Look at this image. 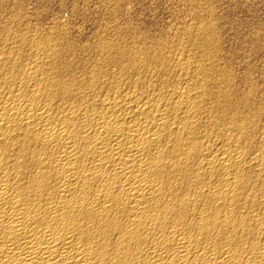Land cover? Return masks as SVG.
Returning a JSON list of instances; mask_svg holds the SVG:
<instances>
[{"label":"bare ground","instance_id":"bare-ground-1","mask_svg":"<svg viewBox=\"0 0 264 264\" xmlns=\"http://www.w3.org/2000/svg\"><path fill=\"white\" fill-rule=\"evenodd\" d=\"M4 7L0 264H264L263 68L239 74L197 13L175 32L186 53L134 25L129 46L96 45L116 57L70 62L75 45L53 44L39 58L50 42L15 36ZM10 38L39 59L21 63Z\"/></svg>","mask_w":264,"mask_h":264},{"label":"rangeland","instance_id":"rangeland-1","mask_svg":"<svg viewBox=\"0 0 264 264\" xmlns=\"http://www.w3.org/2000/svg\"><path fill=\"white\" fill-rule=\"evenodd\" d=\"M16 1L18 3V6L23 7V8L19 9L18 6L16 5L17 4ZM20 1L21 0H14V1L13 0H6V1L3 0L5 7L3 8L4 12L2 14L3 15L2 20H4V24H7L9 28L11 26L12 33L15 36H22L23 37V35H24V38L26 37L25 39H29L31 37L28 40L29 42H30V40L39 41V39H40V42L47 41V42L51 43V44L49 43V45L44 44L43 46H40L41 47V50H40V48L33 43H30L31 46L30 45L28 46V44H29L28 41H26V43H24V42L21 43V46H22L21 47L19 45L20 43L17 45V41L10 38L13 42L10 41L7 48L10 50V48H11L10 46L12 44L14 46V43H15V45H16L15 52L18 50H21V51H19L21 53L23 52L22 53L23 56L21 55V53L20 54L18 53L17 56H18L19 60H21V63L24 61V64H26L27 62L29 63L31 60L39 59L41 56H42L41 58H43L44 57L43 55L46 56L47 54L50 53V51H51L50 49H53L54 45L55 46L56 45L67 46L69 44L73 47L75 45V48L77 49V51L79 53H77V51H76V53L73 55L71 53H70L71 55L69 53L66 54V56L63 55L64 56L63 58L66 61L70 60L72 58L71 56H73V58H75L72 60L73 61L75 60L76 62L84 60L85 58L87 61H89V60L91 61L90 64L95 63L96 61H103L104 58L105 59H107L106 57L111 58V56L115 53H116L115 55H117V52H116L117 49H114V48L113 49H105L103 47V52H101L102 48L100 49V48H98V46L102 47V46H104V45L106 46V44L110 43L112 46L117 47L119 44L120 45L123 44V42H124V44L126 43L125 45L123 44L125 47L129 46L128 44L131 41H133L132 39L136 38V37L132 38L131 34H133V36H136L137 30H140L142 28L145 30V32H144V30L142 29L144 33H146L148 31L146 34L151 33L150 36H153L154 38H156L155 35L156 36L160 35L159 36L160 38H163V36H164V39H166V42L167 43L170 42L169 46H173L174 51H176V49H178L179 52L181 50H185L184 52L186 53V50H190L189 49L190 48L189 41L187 39H184V38L182 40L181 39L177 40L178 37H175L176 36L175 32L178 33L183 28H185L187 23L189 25H192L193 22H194V24H195V22L197 23V20H196L197 16H195V15L203 14V16L204 15L208 16V17L204 16V17L208 18V19H205L204 22H206L208 20L206 23H210V21L212 24L215 23L214 25L218 26L216 28L218 29V31L221 32V33L219 32V34H221V35H219V38H220L219 43L223 45L224 50L222 48V49H220V51H224L225 54L227 55V57H229V58H227L226 55L223 54V52L222 53L220 52V54L224 56V57L222 56V58L223 59L225 58L224 61L221 62L222 65H224L226 63L225 60L227 58V62L231 63V61H232V63H231L232 66H234L233 64H235L234 67H235V69L238 70V72L240 74V73H242V70L244 71L246 68V67H244L246 65H242V63L246 64L244 62H245V60H247L248 64H251V62L253 63L250 65L252 71H254L253 69H255V68H256L255 70H257L258 68H263V70H264V65H263L264 64V50H263L264 44L262 42V39L264 40V38H262V37H264V36H260L261 32L264 33V0H22V2H20ZM208 6H210V7H208ZM11 7L14 8V10ZM5 9L7 12L11 9L9 11V14L5 11ZM18 9H19V11L22 10L21 12L24 13L25 15L22 14L21 12L18 13L19 12ZM196 10H197V12H195ZM204 10H206L207 12ZM191 11H193L191 13L192 15L190 14ZM198 11L200 13H198ZM202 11H204L205 13L204 12L202 13ZM209 11H211L212 13L208 14ZM5 12H6V14H5ZM10 12L13 13L15 17ZM18 14H20V16L24 15L26 18H24V16L20 17V16H18ZM7 15H8V18L6 17ZM189 15L192 17H190ZM193 15L196 19L193 17ZM209 15H212V18L209 19V17H211ZM9 16H10V19H12V18L16 19L17 18V20H10ZM188 16H189V19L191 18L190 19L191 22L193 20L192 23H190V21L188 20ZM24 19H26V20H24ZM5 20H7L8 23ZM11 21L18 23L19 25L16 23H13ZM9 23H12L13 25L12 24L10 25ZM20 24H22V25H20ZM130 24L132 25V28H131ZM188 24H187V26H188ZM15 25L20 27V28L22 27V29L19 30V28L15 27ZM54 25H57V26H54ZM181 25H182V27H181ZM24 26H26L25 30H23ZM59 26L62 29H64V31L61 30V28ZM121 26H123V27H121ZM133 26L136 27L137 30ZM55 27H58L59 29L55 28ZM120 27L123 31L120 29ZM128 27H129V29H133L134 33H132L131 30L126 29ZM140 27H142V28H140ZM178 28H179V30H177ZM15 30H17L18 32ZM22 30H23V32H22ZM26 30H28V31H26ZM52 30L54 31V34H53ZM117 30H118V32H117ZM124 30L126 31L125 33H128V36L126 38H125L126 34L124 33ZM259 30H261V31H259ZM57 31H58V33H57ZM62 31H63V33H62ZM70 31H72L73 33ZM130 31H131V33L129 34ZM255 31H257L259 33L256 34L257 32H255ZM19 32L22 34H20ZM27 32H30L31 34L27 33ZM18 33L20 35H18ZM24 33H27V34H24ZM56 33L59 37L56 35ZM59 33H61V34H59ZM121 33L124 34L125 36L122 35ZM50 34H52V35H50ZM63 34H64V36H67L65 34H68V36L70 35L71 37L70 36L66 37V39L68 38L70 41H68V39H67V41L64 40L65 37L63 36ZM171 34H173V36ZM254 34L257 37H255ZM29 35H31V36H29ZM258 35H259L261 40H259ZM117 36H118V38H117ZM55 37L58 39H55ZM159 37H157V38H159ZM170 37L176 38V39H173V40L169 39ZM221 37H222V40H221ZM253 37L256 39H253ZM72 38L75 40V42ZM60 39H62V40H60ZM107 39L109 41L110 40L111 41L110 42L105 41ZM122 39H123V41H121ZM125 39H128V41H126ZM257 39H258V41H257ZM59 40L61 42H58ZM76 40L78 41L77 44H76ZM184 40H185V42H184ZM64 41H65V45H64ZM104 41H105V43H103ZM172 41H174V42H172ZM254 41L258 42L259 44L261 42L263 45L262 46L263 49L260 46L261 44L260 45H258V43L255 44L256 42H254ZM27 42H28V44H27ZM113 42H115L116 44ZM181 42L183 43V45ZM101 43H103L104 45ZM177 43H179V44L181 43V45L178 44L180 47L177 45ZM99 44H101V45H99ZM185 44L187 45V48H186ZM79 45H82V46H79ZM96 45H98V46H96ZM120 45L118 48H121V47L124 48L123 45H121V47H120ZM222 45H220V48L222 47ZM255 45H257V46H255ZM176 46H177V48H176ZM174 47L176 49H174ZM256 47H258V48H256ZM35 48H36V50H35ZM44 48H45V50H44ZM46 48H50V49H48L49 51ZM82 48H83V50H82ZM259 48H261L262 50ZM78 49L79 50L81 49L82 51L80 52ZM37 50L38 51L40 50L39 52H37L38 54L39 53L42 54L45 52L47 54L45 53L42 55H40V54L38 55L35 52ZM84 50H86V51L84 52ZM87 50H88V52H87ZM105 50L106 51L109 50V52L108 51L106 52ZM24 51H26V52H24ZM168 51H169V49H168ZM34 52H35V55H34ZM93 52H95V54L96 53L97 54H99V53L103 54L104 53L105 56L102 55V57L104 56V58H101L103 60L98 59L99 56L101 57L100 54H99V56H97V54L95 55V54H93ZM105 52H106V54L110 53L108 55H111V56L106 55ZM25 53H26V55L24 56ZM82 53H84V54L82 55ZM185 53H184V55H186ZM76 54H78V55L80 54L79 56L77 55L78 58H77ZM229 54H231V55H229ZM36 55H38L39 58L36 57ZM68 55H69V57H68ZM81 55L83 56V58ZM115 55H113L112 57H116ZM19 56H22V57H19ZM26 56H28L30 59ZM95 56H97L96 60H95ZM24 57H26V58H24ZM230 57H232L231 61H230ZM68 58H70V59H68ZM76 58L79 60H77ZM80 58H81V60H80ZM72 60H70V62H73ZM233 60H235V61H233ZM254 63L257 64L256 66L258 68L255 67ZM252 65H254V67ZM260 65H261V67H260ZM236 67H238V68H236ZM261 70L262 69H258L257 71L252 72V74L256 73V72H257V74H260L262 72ZM113 71H114V73H116L117 69H115ZM258 71H260V72H258ZM263 72L261 74H264ZM257 74L256 75L253 74L254 79L256 78L255 76H258ZM261 74H260V76H258V78H260V79H258V78L255 79L256 81H259L258 82L259 84H261L262 81L264 80V78H263L264 76L261 77ZM262 78H263V80H262ZM260 81H261V83H260Z\"/></svg>","mask_w":264,"mask_h":264}]
</instances>
